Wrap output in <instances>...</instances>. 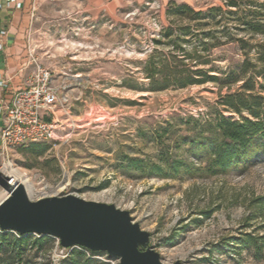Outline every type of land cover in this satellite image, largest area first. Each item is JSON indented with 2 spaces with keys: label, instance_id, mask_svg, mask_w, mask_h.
Listing matches in <instances>:
<instances>
[{
  "label": "rangeland",
  "instance_id": "1",
  "mask_svg": "<svg viewBox=\"0 0 264 264\" xmlns=\"http://www.w3.org/2000/svg\"><path fill=\"white\" fill-rule=\"evenodd\" d=\"M167 1L30 0L22 62L34 58L48 68L66 101L51 115L55 136L0 151V171L24 174L33 199L71 193L128 210L149 232L162 264H264L262 136L251 140L243 162L217 174L206 168L217 115L247 114L221 104L241 81L229 89L207 82L151 90L143 72L150 49L165 50L150 39L167 24ZM181 1L202 9L221 4ZM235 20L226 16L217 29L234 31ZM245 38L264 43L262 34ZM243 51L220 44L211 49V63L190 66L224 71L244 59ZM259 89L253 92L264 95ZM173 162L180 164L176 173ZM5 192L0 187V196ZM48 243L19 261L1 253L0 264H63L74 249L57 248L53 237ZM97 257L119 264L117 257Z\"/></svg>",
  "mask_w": 264,
  "mask_h": 264
},
{
  "label": "trees",
  "instance_id": "2",
  "mask_svg": "<svg viewBox=\"0 0 264 264\" xmlns=\"http://www.w3.org/2000/svg\"><path fill=\"white\" fill-rule=\"evenodd\" d=\"M221 4H211L205 9L181 0H168L165 6L167 24L161 26L159 37L150 40L161 44L165 50L151 48L143 66L145 77L151 90L168 86L185 87L193 84L214 83L219 89H229L241 81L240 90L227 92L221 97V104L230 111H246L238 119L218 114L216 135L211 140L207 171L217 174L243 162L251 140L262 136L259 147L264 151V95L253 92L256 85L264 91V43L251 44L248 34L264 35V0H220ZM234 16V31L217 29L226 16ZM222 36L223 41H220ZM190 44L187 48L186 45ZM220 44H234L244 49L242 61L228 66L227 70L193 68L190 65L209 64L211 49ZM246 48V49H245ZM253 50L254 58L249 57ZM181 52V53H179ZM260 79V80H259ZM179 163H171L173 173L178 172ZM158 168V166H157ZM264 204V196L259 198ZM51 236L21 235L0 230V254L13 262L22 259L29 248L46 249ZM246 242L250 235L246 234ZM97 256L108 255L104 251H91L85 247H74L62 260L63 264H108ZM80 259V260H81Z\"/></svg>",
  "mask_w": 264,
  "mask_h": 264
},
{
  "label": "water",
  "instance_id": "3",
  "mask_svg": "<svg viewBox=\"0 0 264 264\" xmlns=\"http://www.w3.org/2000/svg\"><path fill=\"white\" fill-rule=\"evenodd\" d=\"M0 187L7 192L0 201L2 231L55 237L63 247L104 251L119 264H162L149 245V232L126 209L71 193L33 199L22 182L10 184L1 171Z\"/></svg>",
  "mask_w": 264,
  "mask_h": 264
},
{
  "label": "built area",
  "instance_id": "4",
  "mask_svg": "<svg viewBox=\"0 0 264 264\" xmlns=\"http://www.w3.org/2000/svg\"><path fill=\"white\" fill-rule=\"evenodd\" d=\"M16 4L19 6L18 2ZM5 32L1 30L0 35ZM29 63L33 66L28 67ZM29 63L22 64L19 68L24 76L18 87H12L10 79L0 72V89L9 93V97L0 94L1 153L18 144L52 139L57 127V122L52 117L54 108L66 101V97H59L58 89L52 83L51 71L37 63L34 58ZM9 183H15L13 178H9ZM55 239L56 247L61 250L79 247H63Z\"/></svg>",
  "mask_w": 264,
  "mask_h": 264
},
{
  "label": "crops",
  "instance_id": "5",
  "mask_svg": "<svg viewBox=\"0 0 264 264\" xmlns=\"http://www.w3.org/2000/svg\"><path fill=\"white\" fill-rule=\"evenodd\" d=\"M29 3L30 0H0V31H6L4 35H0V72L10 79L12 87L20 86L24 76L19 68L24 64L22 43L29 18ZM0 94L9 97V93L1 89Z\"/></svg>",
  "mask_w": 264,
  "mask_h": 264
},
{
  "label": "bare ground",
  "instance_id": "6",
  "mask_svg": "<svg viewBox=\"0 0 264 264\" xmlns=\"http://www.w3.org/2000/svg\"><path fill=\"white\" fill-rule=\"evenodd\" d=\"M19 180H20V182L24 183V185L26 186V189H27V193H28L29 197H31L32 194H33V191H32L33 188H32L31 183L28 181V178H26V177L24 176V174H23V175H20V179H19L18 176H17L16 178H13V182H19ZM6 194H7V192L3 193V194L0 196V200H1Z\"/></svg>",
  "mask_w": 264,
  "mask_h": 264
}]
</instances>
